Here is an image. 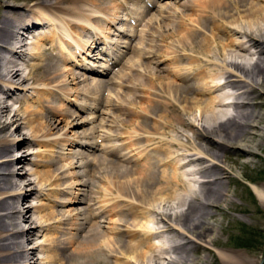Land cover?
Returning <instances> with one entry per match:
<instances>
[{"label": "bare ground", "instance_id": "bare-ground-1", "mask_svg": "<svg viewBox=\"0 0 264 264\" xmlns=\"http://www.w3.org/2000/svg\"><path fill=\"white\" fill-rule=\"evenodd\" d=\"M19 1L21 4L17 3ZM115 1L0 0V264H144L152 258L159 259L161 254H157L158 250L174 253V258H167L168 264H190L195 260L193 251L206 247L199 240L208 239L215 230L209 221L215 217L213 207L216 203L225 200L228 182L224 177L228 173L226 154L223 156L219 149L203 148L195 137L204 139L206 133L212 132L220 139L219 145L231 148L224 142L228 141L251 155L255 153L256 145L247 144L244 138H251L256 127L264 135V126L261 128L257 124L264 117V103L259 108L254 103L257 100L255 94L264 92V0H189L184 5H188L191 14L177 11L179 19L171 20L174 26L165 30L167 38H174L175 41L169 47L162 44L165 40L156 42L154 33L150 34V27L157 25L158 20L150 19L146 26L148 30L145 28L137 33V25L144 21L146 13L149 14L148 6L141 4H146V0H117V4ZM131 1L139 9L130 7ZM28 2L33 4L29 6ZM126 3L130 5L128 9L125 8ZM152 3L154 6V1ZM171 6L169 4L164 9H176V6ZM120 10L125 12L123 17H120ZM129 11L133 12V16H128ZM162 17L169 20L170 15ZM131 21L135 22V29L129 25L133 24ZM119 23L123 26L115 29L119 32L116 33L110 26ZM25 33L33 34L37 39L32 53L26 55L22 50L26 44ZM111 35L118 39L127 37L128 42L111 39ZM235 36L247 39L249 48L238 43ZM135 37L141 44L132 45L130 41ZM135 47H140V62L137 60L140 68H135L141 73L140 86L133 87L124 81L117 82L113 76L108 77L114 69L112 66H116L127 51ZM26 56L39 60L40 64H27L22 68L16 60H23ZM88 57L100 59L103 63H91ZM107 60L113 64L108 66ZM165 63L166 66H163ZM96 67L99 71L93 69ZM75 69L95 77L107 74L108 79H90ZM165 72L170 74L171 80L167 79ZM134 80L132 76L130 81ZM81 83H90L95 87L97 84L117 83L120 87H129L128 90H131L130 87L133 91L141 88V93L134 99L122 93L115 97L110 89L103 96L89 85L69 88ZM18 89L23 91V97L15 92ZM30 92L37 97L31 98ZM27 94L34 105L27 104ZM13 96L18 107L6 102ZM71 96L79 99L84 96L85 101H76V106ZM205 96L208 98L203 99ZM102 97L106 100L105 107L115 110L128 106L125 109L127 112H122L125 117L119 119L102 111L107 119L103 117L92 131L80 130L81 126L93 124L99 117L97 113L103 107ZM136 97L140 102L136 101ZM61 101L67 105L69 102L71 107L80 106L87 116L75 123L79 115L64 107ZM44 111H53L55 115L52 114V117L55 118L44 117ZM56 114L61 118H57ZM128 117L137 119L132 121ZM195 122H199L198 132H194L192 137L184 136L188 141H195L196 145L191 147L178 139H168L169 131L178 134L182 132L181 128L193 126ZM205 122L210 128L203 125ZM63 123L67 125L62 133ZM8 126L14 127L13 132L7 131ZM113 129H116L114 133ZM15 133L27 136L32 140L31 144L37 143L44 148L64 142L60 148L65 151H56L57 155L39 153V156H44L40 166L49 167L62 161L60 166L30 173L36 176V185L52 184L55 186L53 193L69 196L62 201L56 199L54 203L70 208L56 211L49 210L43 203L34 207L23 203L26 198L44 196L45 190L28 191L27 183L30 181L18 178L15 163L27 162V149L23 148L24 141L14 139ZM92 138L98 141H88ZM119 139H125V142L111 145L112 141ZM100 140L104 142L102 153L108 157L89 154V150ZM80 146L84 150L71 152L73 147ZM18 149L22 153H15ZM163 153L164 157L160 158L159 154ZM110 156H116L123 162H142V165L138 163L139 168L132 170L125 163L123 166L112 161L109 169L113 179L97 177L103 183L99 185L94 178L95 173L92 177L96 181H79L78 178H85L90 173L86 170L88 162L97 161L99 166L110 161L107 159ZM178 160L182 161L181 165ZM197 163L201 167L196 172L201 178L199 190L188 185L184 178L186 175L183 177L184 174L179 171ZM162 166L169 169L160 170ZM64 179H71L72 182L64 186L61 183ZM94 183L98 186L97 190L92 188ZM256 193L264 201V192L256 190ZM170 199L187 206V210L175 218L169 214V209V213L163 212V208L162 213L160 209L155 210L157 204H169ZM79 202H86L87 208L79 209L76 206ZM110 215L117 216L111 223L114 226L102 227L101 223H110L107 217ZM102 216L108 221L98 220ZM141 218L145 222H141ZM26 222L37 228L33 226L32 232L27 230L24 226ZM146 222L164 223V228L160 229L162 234ZM86 226L89 228L85 232ZM38 232L46 233L44 242L28 246V242L36 240L35 233ZM172 234L176 239L190 240L181 244L171 240L167 250H162L164 246L153 241L154 238L169 240ZM124 236L130 241H123ZM207 244H211L210 241ZM112 257H115L114 261Z\"/></svg>", "mask_w": 264, "mask_h": 264}, {"label": "rangeland", "instance_id": "rangeland-1", "mask_svg": "<svg viewBox=\"0 0 264 264\" xmlns=\"http://www.w3.org/2000/svg\"><path fill=\"white\" fill-rule=\"evenodd\" d=\"M188 1L189 0H157V2L155 1L154 2V6L152 8H150V10H149V14L146 13V15L144 17V21H142L140 25L139 24L137 25V27H136L137 33L141 32V30L147 28L146 26H147L148 21H150V19L159 21L160 18H162V20H160L159 23L157 21V25L155 24V25H153L152 28L150 27L149 31H150V34L154 33V40L156 42H159L160 40H165L164 41L165 43H162V44H164L167 47H169L170 44H173L175 41H174V38H167V34L168 33L165 30L168 27L170 28V27L174 26V22L171 21V20L179 19L177 17L178 16V12H182L184 15L191 14V11L188 10L189 9L188 5L187 6L184 5ZM115 2H116V4L118 3L117 0ZM174 2H176L175 5H174ZM17 3L21 4V1H19ZM17 3H14V4L18 5ZM196 3H198V2H196ZM32 4H33L32 2H28L29 6L32 5ZM129 4H131V6ZM129 4L126 3V7H125L126 9L129 8L128 5L130 7H133L134 9H138L137 5L132 3V1ZM167 4L168 5L171 4L172 5L171 7L176 6L175 7L176 9H169V10H168V8H166L167 10L164 9V7H168ZM132 5H134V6H132ZM160 7L162 9H160ZM165 10L168 12L167 14L170 15L169 20H165L162 17V15H167ZM173 10H176V12L173 11ZM120 12H121L120 17H123L125 15V12L123 10H120ZM129 15H131V11H129ZM172 16H174V17H172ZM125 17H127V16H125ZM167 25H171V26H167ZM119 26H123V23H119V24H116V25L113 24L110 27H111V29L113 31H115L116 33H119L118 31H116L117 29H119L118 28ZM147 30H148V28H147ZM27 34H26V36H24V38L26 40V44L24 45L25 47L22 48V50H23L25 55L29 54L30 52L32 53L31 49L33 48L32 50H34V48H35L34 46L37 43V41H36L37 39L35 40L32 37L33 34L32 35L29 34V33H27ZM110 38L117 40L119 37L111 35ZM150 38L151 37H149V39ZM234 39L238 43H241L242 45L247 46L249 48V44L247 43L248 42L247 39H245L243 37L241 38V37H238V36H235ZM118 40H122V41H127L128 42L127 37H121V39H118ZM34 41H36V42H34ZM130 42L134 46L138 45V43L141 44L140 40L137 39V37L133 38ZM133 49L132 50L130 49L129 51H127V53L124 55V57L122 59H120V61H118L116 66L115 65L113 66L114 69H113L112 73H115V74L112 75V73H109L108 77L113 76L117 82L124 81L126 84H131V86H133V87L134 86L139 87L140 84H141V80H140L141 79V73H140V71L135 70V68L136 69L140 68L137 65V60L138 59L140 60V58H139L140 54H139V51H138V49H140V47H138V48L135 47ZM174 49H176V48L174 47ZM163 55H165V54H163ZM28 56H30V55H28ZM93 60H96V61H93ZM139 60H138V63L140 62ZM153 60H155V59H153ZM159 60H163V59H159ZM16 61L18 62L19 66H21L22 68H25V66H27V64L29 66H31V64L32 65L33 64L34 65L40 64L39 60H31L27 56L23 57V60L17 59ZM29 61H30V63H29ZM75 62L79 63L78 60H76ZM89 62L97 64V65H99V63H103V61H101L99 59H95V58L90 59ZM141 63H143V62H141ZM163 66H166V63L163 64ZM93 69L99 70L97 67L93 68ZM165 73H164V75L168 76L167 79L171 80L170 74L168 75V72H165ZM106 75L105 76H99V77L90 76L89 78L90 79H98V81H105V80L108 79V77H106ZM129 75L134 76L135 80L133 82L130 81L132 76L128 80V76ZM114 84L117 85V83H112V84L103 83V84H97V87H95V86H91L90 83H81L78 86H73L72 87V85H71V86H69V88L78 89V88L87 87L86 85H89L88 87L93 89L94 92H96V91L100 92V93L103 94V96H104V93L107 90L110 89L112 95H114L115 97L116 96H120V94L122 93L124 95L129 94L132 98H134L135 95L138 96L141 93V88H140V90L133 91L131 87H130L131 90H128L129 87H120L118 85L115 86ZM30 86H32V85H30ZM30 86L26 87V89H28ZM35 86H37L38 89L41 88L40 85H35ZM21 89H23V87H21ZM38 89H37V91H38ZM15 92H17V94H20L23 91H20L18 89V90H15ZM21 94H22V97H23V93H21ZM194 95L195 94H193V96ZM28 96H29V94H27L25 96L26 99H28V100H26L27 104L34 105L33 102H30ZM30 96H31V98H33V97L36 98L37 97L36 95L34 96V94H32V92H30ZM256 96H257V100L256 101L254 100V103H256L255 105L256 106L258 105L257 108H259L260 107L259 105L261 103H264V92H257V94H255V97ZM2 98H4V97H2ZM75 98L73 96L70 97V99L73 101V104H74V101L75 102L76 101H78V102H84L85 101L84 96H82V97L80 96L81 99H79L78 97H75ZM107 98H108V95L106 97V100H107ZM207 98H208V96L203 97V99H207ZM125 99H127V98H125ZM106 100L103 98V102L101 104V106H103V107H101L99 114L97 113V115L99 117H97L95 122L93 124H86V126H81L80 130H87V131L91 130L92 131V129H94L95 126H97L100 123V121H101V119H103V117H105L107 119V115L106 114H101L102 111H105L106 113L108 112V113L114 114L119 119H123L125 117L122 114V112L126 113L127 110H125V109H127L128 106L125 109H124V107H119V108H116L114 110L110 106H106V107L104 106L105 103H106ZM3 101H6V100H3ZM136 101L140 102V99L138 97H136ZM6 102L10 103V104L12 103L13 105L16 104L15 105L16 107L19 106L17 104L14 96L11 99H9V100L7 99ZM14 102H16V103H14ZM61 103H62V105H64V107H69L65 102L61 101ZM27 104H25V105H27ZM108 104L111 105V101H109ZM22 107H24V106H22ZM22 107H19V108H22ZM74 108L76 109V107H71V109H73V110H74ZM74 111H76L77 114L79 115V117L75 121V123L81 122V120L85 116H87V114H85L83 111L80 112L79 108H78V111H77V109L74 110ZM262 112L264 113V108L262 109ZM52 114H53V111L47 112V113H46V111H44L42 115L44 117H48L50 119H53L55 117H52ZM53 115H55V114H53ZM57 118H61V116L57 115ZM128 118H129V120H132V121L137 119V118H134V117H128ZM66 123H63L61 125V128L63 129V130H61L62 133L64 132V129H65L66 125H67ZM198 123L199 122H197V123L195 122V125H193V126H189L187 128H181L180 131H182V132L184 130H186L183 133L180 132V133L177 134L176 132H170L169 131L167 136L168 137L170 136V137L169 138L167 137V138L170 139L172 137V138L178 139L183 144L186 145V143H187L189 146L192 147V145H196L195 141L194 142L193 141H188L186 136L192 137L194 132H198L197 129H196L197 125H199ZM257 124H258V126H260L262 128L264 126V117H263V119L260 122L258 121ZM203 125H205L207 128L209 126V124H206V122ZM209 128H210V126H209ZM12 130H14V127L8 126L7 131L8 132H13ZM114 131H116V129H113V133H114ZM120 132H124V131L121 130ZM23 133H25V132L23 131ZM208 133H206L207 135L205 136L204 139H203V137H195V138H197L195 140L197 141V143L201 144V146L203 148H205V149L206 148H208L209 150H215L216 149V151H217V149H219L220 153L223 156L226 154L225 155L226 156V159H225V161H226L225 164L226 165L225 166H227L228 173L225 174L224 177H226V180L228 182H227V188H226V191H225V194H226L225 200L220 201L219 203H216L215 207H213V210L215 212V217L211 218L210 221H209L213 225L215 230L212 233L209 234L210 236L208 237V239H205V240H202V241L199 240V243H201L202 245L205 244L206 247L205 248L200 247L197 251H193L192 255H193L195 260H194V262H192L190 264H261V262L264 259V201L261 200L260 197H258V195L256 193V190L264 192V135L260 134L261 133L260 132V128L256 127L254 130H252V134L250 136L251 138H248V136H247V138H244V141H247V144L256 145L255 153L249 155L248 153L237 149L234 144H230V142H228V141H224V142H227L226 144L230 145L231 148L224 147V145H219L220 139H218L217 136L212 135L214 133H212V132H208ZM14 135H15L14 136L15 140L24 141L26 143V144H24L23 148L25 150L27 149L26 150V156H25L27 158V160H26L27 162H24V163L16 162L15 163L16 167L14 166L16 168V170L19 172L18 178L20 180L21 179L22 180L27 179L28 181H30V182L27 183V186H28L27 190L28 191L38 192V191L45 190V193H44L45 197L42 196V197H39V198H33V197L28 198V199L26 198V200H24L23 203L27 207L39 206V205H41V203H43V204L46 205V207L49 208V210H56V211L57 210L58 211L67 210L68 208H70V206H62V205H57L56 203H54L55 202L54 200H56V199L62 201L63 199L64 200L69 199L70 198L69 196L64 195V194H55V193H53L55 191L54 190L55 186H53L52 184H46L45 183V184L36 185L34 183V179L36 178V176L32 175L30 173V172H34L36 170H46L47 168L53 170V169H56L58 166H60L62 164V161H60V162H58L56 164H51V166H49L50 168L48 166L47 167L40 166L41 164H39V162L42 161V159H43L42 157H44V156L40 155L41 156L40 157L39 153L40 154L42 153V154L57 155L58 153H56V151H61L62 150L60 148L61 147L60 145H63L64 142H60L58 146H49L48 148H44V147L39 146L37 143H35V144L32 143L31 144L32 140L27 138V136H25V135L21 136V133L20 134L15 133ZM184 135H186V136H184ZM207 136H209V137L212 136V137L208 139ZM211 139H213V140L211 141ZM79 140L80 141H84L85 139H79ZM88 141H90L92 143H95L98 140L96 138H92L91 140H88ZM123 142H125V139L114 140V141L111 142V145L121 144ZM98 143L99 144L95 145V147H93L92 149L89 150V154L91 156L104 155L102 153V145L104 144V142H102L100 140V142H98ZM217 145H219V146H217ZM66 147L69 148L68 145ZM73 149L71 150V152H76V150L80 151V149H83V147H81V146L79 148L78 147H73ZM62 151H65V150H62ZM173 151H174V149H173ZM175 151H178V150L175 149ZM71 152L67 151V153H71ZM124 152H125V149L121 150L120 153L122 154ZM15 153L19 154V153H22V151L18 149V150H15ZM104 156L108 157L106 155H104ZM227 156H228V158H227ZM159 157L163 158L164 157V153L163 154H159ZM107 159H110V161H107L106 164L100 163L99 166L97 165V161H96V163H93V162L91 163V162L87 161L88 162V166H87L86 170L88 172H90V173H88V175L85 178L84 177L83 178H78L79 181L82 182V181H86V180H90V179H94L95 178L97 181L95 179L93 181H96L97 184L99 183V185H102L103 183L100 182L97 177L101 178L103 176V177H106V178L113 179L114 175L109 169V166L113 165L112 161L114 163L119 162L120 165H123V166H124V163H125V166L126 165H127L126 167L129 166L128 168L132 169V170H135L136 168H139V164L142 165V162H123V161H119L120 159H118L116 156H110ZM178 161H179V165H181L182 161H180V160H178ZM108 162H111V163H108ZM206 164H208V163H206ZM105 165H106V167H105ZM191 165L185 166V167H183L184 169L181 168V169H179V171H180V173L184 174L183 177L186 175L184 178L187 180L188 185L192 186V188L195 189V190H199V188L201 187L200 186L201 184L199 183V182H201L200 181L201 178H200V175L197 174L196 172L201 167H200L199 163L191 164ZM196 165H198V167ZM162 167H159V169L160 170L166 169V168L169 169L168 167H165V166H162ZM24 170H25V172H24ZM105 170H106V172H105ZM109 172H111V173H109ZM95 173H96V175H95ZM89 174H90V176H89ZM92 174L95 175L94 178L92 177L93 176ZM188 174L191 175V176H189ZM193 174H197V175H193ZM107 175H108V177H107ZM71 182H72L71 179H66V180L64 179V180H62L61 183H64V186H68ZM96 183L93 184L94 187H92V188H96V190H97L98 186H96ZM113 192H115V191H113ZM180 192H181V190H180ZM177 193H176V195H177ZM173 200L174 199H170L169 202L170 201L171 202L169 204L168 203L165 204V202H162L165 206L163 204H160V205L157 204L156 207L158 206V208L155 207V210L159 211V209H160V211H159L160 213H162L161 212L162 211L161 208H163V212L169 213V211H170L169 214H172L173 218L177 217L178 215H181L182 213H184L187 210V206L179 205L177 200H174L175 201V203H174ZM86 205H87L86 202H83V203L79 202V204L76 205V206L79 209H83V208L85 209V208H87ZM161 205H162V207H161ZM165 207H166V211H165ZM167 209H169V211ZM173 213H176V215L174 214L175 215L174 216ZM34 215H36V212L34 213ZM81 216L84 218V215H81ZM152 216H154V215H152ZM107 217H109V221H110L109 224L107 222H105V221H108ZM107 217L105 219L102 216L98 220L105 222V223H101L102 227L104 226V227H110L111 228V227L114 226V224H111L112 220H115L117 218V216L110 215V216H107ZM156 217L159 218L158 215H156ZM58 218H61V217H58ZM128 218H127V220L131 221V219H132L131 216L128 217ZM140 221L141 222H145L143 220V218H141ZM55 222H57V219H55ZM92 222L93 223L95 222V220L93 218H92ZM92 222H91V224H92ZM151 223L149 224V223L146 222L147 225L149 224L148 225L149 227L150 226L153 227L156 231L159 230V233L162 234V230H160V229L164 228V226H165L164 223H162V222H161L162 224H160V222L159 223H152V224ZM154 224H155V226H154ZM51 225L53 227L57 226V224H51ZM24 226H25V228L27 230H31V232H32V229L34 228L33 226H35V225H32L29 222H26V223H24ZM35 227L37 228V226H35ZM84 228H86L85 229V232H86L88 230L89 226H86ZM153 228H151V229H153ZM84 233H82V235ZM46 236H47L46 233H39V232L35 233V239L36 240L28 242V246H35L36 244H39L40 242L43 243L45 238H46ZM213 236H214V238H213ZM127 238H128L127 236H124L123 237V241H130V239L129 238L127 239ZM211 238H213V239H211ZM151 240H153V238ZM171 240H172V243L176 242L175 244H181V243L187 242L190 239L189 238H187L185 240H181L179 238L176 239L174 237V234H172V238L169 239V240H162V238H159V239L158 238H156V239L154 238L153 241H154V243H156L158 245H163L164 247H162V248H165V249H162V250H167L170 247L169 245L172 244L170 242ZM196 240L198 241V239H196ZM160 241H161V243H160ZM164 241H167V242L169 241L170 243H167V242L164 243ZM207 241L208 242L210 241L211 244L208 245ZM181 252H183V251H181ZM113 253H117V252H113ZM158 253L161 254V256H159V259L156 258V260H155V258L154 259L152 258V260L150 259L149 262L144 263V264H152V263L153 264H156V263L157 264H168V262H169L168 259H170V258L172 259V258L175 257L174 253H172L169 250L167 252H163V253H161L158 250L157 254ZM36 255L43 256L42 254H39V253H37ZM45 255L46 254H44V256ZM163 255L166 256V257H164ZM111 260L114 261L115 257H112ZM121 260L124 261L123 259H121ZM154 262H156V263H154Z\"/></svg>", "mask_w": 264, "mask_h": 264}, {"label": "water", "instance_id": "water-1", "mask_svg": "<svg viewBox=\"0 0 264 264\" xmlns=\"http://www.w3.org/2000/svg\"><path fill=\"white\" fill-rule=\"evenodd\" d=\"M264 263V259H263V261L261 262V264H263Z\"/></svg>", "mask_w": 264, "mask_h": 264}]
</instances>
